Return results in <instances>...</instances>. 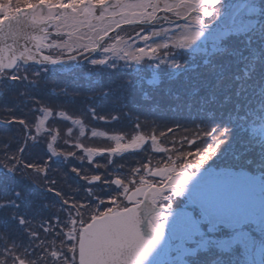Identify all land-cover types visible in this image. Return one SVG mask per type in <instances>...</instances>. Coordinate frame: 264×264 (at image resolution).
I'll return each instance as SVG.
<instances>
[{
    "label": "rangeland",
    "instance_id": "374dc122",
    "mask_svg": "<svg viewBox=\"0 0 264 264\" xmlns=\"http://www.w3.org/2000/svg\"><path fill=\"white\" fill-rule=\"evenodd\" d=\"M70 1H77V4L75 2L73 3L74 8L73 9H62L58 10L60 13L59 16L55 13L56 8L49 5H39L35 6L36 8L30 7L28 11L32 13L34 17L40 22L46 24H49L52 29L55 32L61 33L63 36L58 39H46L47 45H45L46 50H51L52 48L55 49L56 55H58V58H62L64 55L67 56L68 53L73 52L75 42H80L82 38L81 35L85 37V40L82 41L84 43V47L89 45V42L96 36V34L100 31H102L104 28H108L109 24L115 23L118 20H121V15H108L106 11H104V7L101 4L97 5V8L93 10V6L87 7L84 6L80 0H70ZM103 0L99 1L102 2ZM147 0H142L141 6L145 4ZM161 0H154L153 6L154 11L157 9L160 11L159 4H162L160 2ZM165 3L162 5H170L171 10H181L186 9L188 6L193 4H196L197 0H194L193 2H179L177 0H163ZM219 1V0H218ZM217 0H201L198 4H200V7L203 11L204 10H212V8L216 7L218 5ZM87 5V4H86ZM191 6V7H192ZM40 8H44L41 10ZM5 7L3 8V10ZM1 14H6L5 12H2ZM98 10V16H94L95 11ZM230 10V9H229ZM254 10V9H252ZM27 11V12H28ZM105 15H108L105 17ZM125 15H128L131 17V15L127 12ZM241 13H237L236 16H232V12H229V20L236 21L240 19ZM39 18V19H38ZM108 20L109 22H106ZM241 20V19H240ZM252 23L250 20V15L247 16L245 21H242V25L240 26L235 32L243 31ZM91 25H97L98 29L95 30L91 27ZM86 28H89L86 30ZM163 31V30H161ZM228 29H222L221 33L228 32ZM175 37V33L172 34ZM171 39L175 40L174 37ZM76 36H78L76 38ZM38 39L41 41V37H38ZM157 44H160V42H156ZM81 46V44H80ZM195 47V46H194ZM78 48V47H76ZM114 53V52H113ZM62 56V57H61ZM79 58L72 59L74 62H76ZM69 60L68 62H70ZM72 62V63H74ZM75 123V122H74ZM77 129H80V124L78 122ZM96 130H93L90 134L91 137L98 136H105L106 138L109 137L108 133H95ZM137 136V137H136ZM135 137L133 140H131L129 143H121L118 142L115 144L116 150L119 153L122 150H127L130 147L140 146L146 143V140H143L138 135H134ZM111 138V136H110ZM116 141V140H115ZM156 138H152V140H149V143L153 144L155 146V149H161L160 146L158 148V144L156 143ZM159 152V150H158ZM155 152V153H158ZM93 153L90 152L87 153V156H89V160L92 158ZM170 158V157H169ZM167 158V160L169 159ZM173 163V162H172ZM163 165V164H162ZM164 168H167V173L162 177V181H157V178H153L147 174H142V171L139 172V175L135 177V175H128L127 178L124 176H121V180H123L124 186L122 188V191L130 189L128 192L129 200H136L139 199L141 194H143L146 187L150 184H160L166 188L165 192L162 193L161 196H163L164 201L166 203H182L180 207H177V212H179L177 215H174V218L172 220H166L167 223L165 226L167 227H175L176 225L182 226L181 228H177L178 232L177 235H175L176 238H179L183 240L182 242H188V239L191 240V238L198 234L199 229L195 225L189 224L191 221V216L189 213L180 214V211L184 205H188L189 202H186L184 200L180 201L177 198V193L173 192L171 189L172 184L175 183H183L184 180L182 178L186 177V174H193V169L191 165H183L178 164V159L174 164H167L164 165ZM201 169V170H199ZM205 168H197V171H202ZM206 171L212 172L211 175H218L219 172V180H215L211 177H205L201 178L200 182L197 184H184L183 190H185L186 187H190L191 190H197L199 189L203 184L202 188L200 189V192L204 193L207 189H217L219 190V206L222 204L226 207V215L219 216V214H214V219L212 220V224H210L211 220L208 218V215L204 218L201 216H197L198 221L204 226V230H208L212 233L218 234V230H216V225L219 227V225L223 226V231H230L231 230V238H229L228 243H223L220 248L224 249L223 247L228 248H234V246L240 247V250L242 251L243 258L241 260H245V264H260L259 263V254L261 250L264 248V179H262L261 175L260 177L258 175H253L251 172H246L242 170H232L228 168H211L207 169ZM122 173H126L125 170L122 171ZM147 175V177H145ZM212 181H216L211 183ZM219 181V183H217ZM211 183V184H209ZM199 184V186H198ZM202 184V185H201ZM201 185V186H200ZM111 186V184H110ZM130 186H133L131 189ZM121 187V185H120ZM196 188V189H192ZM112 189V187H111ZM26 191H23L21 194L25 195ZM115 194V195H114ZM113 195V198H117V195L115 192L111 190V196ZM185 196V195H183ZM112 198V199H113ZM225 199V202L223 201ZM160 198H156V201H160ZM155 201V202H156ZM163 203V202H162ZM201 209H203V212L208 214L205 206L202 204L200 206ZM103 210V207L102 209ZM238 210H242L244 214H238ZM234 211H237L234 212ZM223 212V211H219ZM171 215V214H170ZM76 216V215H75ZM34 217H31V221H33ZM88 218V217H86ZM158 219L161 217L158 216ZM78 228V226H76ZM185 227V228H184ZM227 228V229H226ZM61 229H64L63 226L61 228H58V231ZM247 229L249 232H247ZM51 229L44 226L43 231L47 234ZM167 230V229H166ZM77 229L68 228L66 230V238L73 239L75 236L77 237L78 234ZM245 231V232H244ZM260 232L263 237L259 235H252L256 232ZM226 233V232H225ZM43 235V234H41ZM72 238H69L71 237ZM250 236V237H249ZM253 237H255V242L250 243L249 240H251ZM75 240V239H73ZM225 241V242H226ZM48 247L51 248L52 253L63 256L64 250L62 249L63 243H62V237L58 241H53L52 245L49 243ZM220 249V250H221ZM230 250V249H228ZM31 258V257H30ZM181 255H177L173 257V261L180 260ZM184 258V256L182 257ZM61 259H59L58 262H60ZM202 263L203 260H201ZM214 262V261H213ZM212 262V263H213ZM34 262H32L33 264ZM209 263V264H212ZM224 259L219 258V262L213 263V264H223ZM35 264V263H34ZM184 264V262H182Z\"/></svg>",
    "mask_w": 264,
    "mask_h": 264
},
{
    "label": "trees",
    "instance_id": "16d2710c",
    "mask_svg": "<svg viewBox=\"0 0 264 264\" xmlns=\"http://www.w3.org/2000/svg\"><path fill=\"white\" fill-rule=\"evenodd\" d=\"M256 37L257 36H255L254 38ZM243 51H247V49L242 45L241 51L231 52L230 50H226L222 53V56H219V57L215 56V60L211 63H208V65H206L210 71H207L204 81H202L201 83H200L201 79L199 78V75H200L199 73H201L202 71L191 69V74L195 75L193 79L194 82L199 83V84L191 85L190 83H188L187 79L184 80L183 78L179 77L178 80L182 81L185 85L180 81L177 82V85L178 86L184 85V90L181 88H178V89H181L180 91H178V89H175L171 97H168V98L182 105L183 96L180 95L181 93H184L185 91L187 93V92H190L191 90L193 92L197 91L199 94L200 93L204 94V97L206 96L207 100H211L215 104V109L213 112L218 116V118L222 122H229V120H231L232 123L236 125V129H241V128L246 127V124L251 119H255L257 116H262L264 112V105L258 108L253 103V98H255L256 100L260 102L262 101V99L259 98L260 93L258 92V88H262L264 86V72H263L264 62L261 61L260 55L256 54L255 57L252 58L251 63L253 64L255 69L253 70L250 76H247L244 78L245 87L242 89V91L238 95H235L232 91L233 85H234L233 72H239L240 63L243 61L241 57ZM190 54H191V51L189 53L180 52L179 58L187 59L188 57H191ZM190 61L195 62L197 65H199V63L201 62L199 59L190 60ZM260 68H262V70H260ZM115 72H120V71L115 68H108L107 71L106 69H102L100 73L101 74L113 73L111 77L112 76L117 77L115 75L116 74ZM221 74H223V78L225 79L222 82H219L217 84L218 88L216 91L213 88L214 86L212 87L207 86L208 84L206 83L209 79H211L214 75L220 76ZM109 82H110V87H106V89H108L110 92L115 93L116 91L122 89L121 88L122 82H123L122 80L118 79L116 82H113V81L112 82L109 81ZM219 89L223 91L220 93ZM212 95H216L218 96V98L213 100L211 98ZM224 95H230L234 102L237 100L240 101V103L237 104V108L240 109L242 106V111L233 112L231 111V105L224 106L221 102L222 97ZM40 100H45L48 104H50V102L47 101L46 98H41ZM98 100L99 99L97 97H94V99L92 101L90 100V102L101 105V100L100 102L97 103ZM1 101H3V105L1 106L0 104V109H1L0 119L9 121L11 117L12 118L15 117V119L23 120L25 122L32 121V117L30 113L28 112V109L31 107L30 98H27L25 100L23 98L17 97L12 91H7L5 96L0 98V102ZM125 108L129 109L132 112L138 111V106L136 105L135 102H132V101H129ZM183 114L185 115L184 110H183ZM181 118H183V115L180 116V119ZM124 120L125 122L128 121L127 118H124ZM174 124L175 122L171 120H160V119L158 120L154 118H152L151 120L150 118H147L145 119L144 122H142L141 127L143 130L147 129L149 131L151 129L150 126H153L152 128L153 130L151 132H154L155 134H159V128L161 126L162 127H173ZM113 128L115 127L113 126ZM190 128H191L190 125L184 124L181 130H179L178 132L177 131L174 132L169 137L184 138V134H188V131ZM17 129L20 132L22 131V128L19 125L17 126ZM203 131H205V129ZM201 133L202 131H197L194 135L200 136ZM231 144H233V141ZM238 149L240 151L243 150L241 148H238ZM222 151H223L222 149H219V156H221ZM239 157L245 162L249 161V164H248L249 167L252 168L254 171L260 172L261 175L263 174L262 177L264 178V155H262V157L260 158V153L254 149L249 150L246 153L240 152V155H237L236 153L230 150L229 153L225 157L221 158V162H230L232 160L239 162ZM3 166H4L3 164H0V167H3ZM24 170L25 169L24 167H22V165H20V167L16 169L14 174L17 179H21L23 177ZM11 185L13 186V189L9 188L8 189L9 191L21 190V188L24 187V185L18 181L13 182L9 179L5 181H0V196ZM33 192H34L32 196L33 198H34V195H41V193L36 190H34ZM35 200L37 201L35 205H38L41 200V197L39 198L38 196H35ZM27 201L24 202L23 206H26ZM38 208L40 210L44 209V205ZM0 260H1V256H0ZM8 260H9L8 264L9 262L10 264H14L12 259L8 258Z\"/></svg>",
    "mask_w": 264,
    "mask_h": 264
},
{
    "label": "water",
    "instance_id": "95a60500",
    "mask_svg": "<svg viewBox=\"0 0 264 264\" xmlns=\"http://www.w3.org/2000/svg\"><path fill=\"white\" fill-rule=\"evenodd\" d=\"M25 30L21 18L8 19L1 24L0 68L10 65L19 56L21 50L16 46L24 39ZM152 194L153 190L149 189L142 203L96 218L82 228L79 264H137L138 257L152 239L155 242L141 264L165 263L169 255L168 242L162 232L159 238H155L156 229L150 223L158 209L150 201ZM260 263L264 264V249Z\"/></svg>",
    "mask_w": 264,
    "mask_h": 264
},
{
    "label": "snow or ice",
    "instance_id": "6c2138e0",
    "mask_svg": "<svg viewBox=\"0 0 264 264\" xmlns=\"http://www.w3.org/2000/svg\"><path fill=\"white\" fill-rule=\"evenodd\" d=\"M60 7H72L71 4H67V3H63V0L62 2L60 3L59 5ZM211 98L213 100L217 99L218 96L216 95H212ZM222 104L224 106H228V105H231V111L233 112H239V111H242V106L240 109L237 108V104L240 103V101H233L232 97L230 95H224L222 97ZM229 125H231V130H230V127L229 126H225V125H222L221 128H216V127H213L212 130H211V134H218V137L216 135H213V137L215 138L216 140V143L219 144V143H224L228 140V137L230 136H233L235 130H236V125L232 123L231 120H229ZM209 151V150H208ZM208 151L206 153H208ZM213 151V149L211 148V152ZM211 152L209 154H205L203 156H201L200 159H206L208 158V155L211 154ZM9 172H11V169H9ZM9 177H0V181H5V180H8ZM186 183V181H184ZM162 228L163 226L160 225L158 227V230H155L154 231V236L155 238H159V236L161 235V232H162ZM155 240L152 239L149 244L147 245V247L144 249V251L142 252V254L138 257V261H137V264H141V260L142 258L146 255V253L148 252V250L152 247V245L154 244Z\"/></svg>",
    "mask_w": 264,
    "mask_h": 264
},
{
    "label": "bare ground",
    "instance_id": "6f19581e",
    "mask_svg": "<svg viewBox=\"0 0 264 264\" xmlns=\"http://www.w3.org/2000/svg\"><path fill=\"white\" fill-rule=\"evenodd\" d=\"M38 28H34L33 30L31 29H26L23 33V36H24V39L20 40L19 44L16 46V48H19L21 50V55H28V56H36V48H35V44H36V38L34 36H36L38 34ZM16 169L20 167V165H16L15 166ZM67 191H71V189H69L68 187L65 188ZM153 198V197H152ZM151 198V199H152ZM157 197L153 198V201L150 199L151 203L157 207V211L156 212H160V211H163V210H167V209H175L174 207L172 208H169V206L167 204H164L161 205V206H158V205H155V200H156ZM144 200V196L142 197H139V199H136L135 201H132V200H123V204H124V207L125 209H128L130 208L131 206H134V205H137L139 203H142ZM124 210V209H122ZM121 209L119 211H122ZM164 212L162 213H156L153 215L156 216H159L161 214H163ZM115 214V213H114ZM112 215V214H111ZM150 223L151 225L153 226L154 229L158 230V227L159 225L157 224V222L155 223V225L153 224V218L151 217L150 218ZM213 243H215V241H213Z\"/></svg>",
    "mask_w": 264,
    "mask_h": 264
}]
</instances>
